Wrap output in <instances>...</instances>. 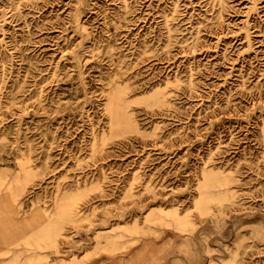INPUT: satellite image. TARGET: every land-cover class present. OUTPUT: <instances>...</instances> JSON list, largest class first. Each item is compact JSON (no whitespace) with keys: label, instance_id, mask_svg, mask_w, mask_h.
<instances>
[{"label":"rangeland","instance_id":"obj_1","mask_svg":"<svg viewBox=\"0 0 264 264\" xmlns=\"http://www.w3.org/2000/svg\"><path fill=\"white\" fill-rule=\"evenodd\" d=\"M73 260L264 264V0H0V264Z\"/></svg>","mask_w":264,"mask_h":264},{"label":"bare ground","instance_id":"obj_2","mask_svg":"<svg viewBox=\"0 0 264 264\" xmlns=\"http://www.w3.org/2000/svg\"><path fill=\"white\" fill-rule=\"evenodd\" d=\"M111 90H112V92L109 94L110 106L112 109L113 108L115 109V113L117 114V117L119 119L118 124L120 126H123V127L126 125H129L131 120H130V117L128 115H126V112H125V107L127 106V104L125 102L127 100L123 96V93H124L123 88L119 87L117 85H113V88ZM149 252H151V251H149ZM71 264H78V262L73 260L71 262Z\"/></svg>","mask_w":264,"mask_h":264}]
</instances>
